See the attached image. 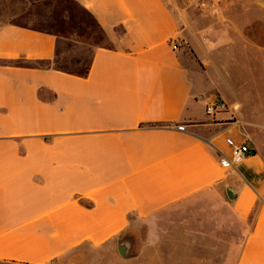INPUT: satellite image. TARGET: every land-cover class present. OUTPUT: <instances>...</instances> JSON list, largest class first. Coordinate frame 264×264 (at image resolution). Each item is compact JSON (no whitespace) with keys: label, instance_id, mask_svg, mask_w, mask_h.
Segmentation results:
<instances>
[{"label":"crops","instance_id":"1","mask_svg":"<svg viewBox=\"0 0 264 264\" xmlns=\"http://www.w3.org/2000/svg\"><path fill=\"white\" fill-rule=\"evenodd\" d=\"M194 1L28 0L0 18V264H264V139L246 114L206 115L230 100L185 52L223 48L199 40ZM228 139L250 147L236 169Z\"/></svg>","mask_w":264,"mask_h":264},{"label":"rangeland","instance_id":"2","mask_svg":"<svg viewBox=\"0 0 264 264\" xmlns=\"http://www.w3.org/2000/svg\"><path fill=\"white\" fill-rule=\"evenodd\" d=\"M2 1L5 3L6 7L3 13V7L0 6V18H6V20L16 18L28 9V0H0L1 4ZM180 1L184 3L185 0H168L169 4L177 12L179 11ZM248 1L247 4H249V6H239L236 0H220V9L222 11L219 10L220 12L218 14L216 8L217 0H195L192 6L194 11L193 22L199 30H203L204 32H202V38L199 40L204 41V45H207L211 40V33L214 32L219 40V45L223 48H220L214 53H211L209 48L207 54H196L194 53V49L188 48L187 45L184 47L193 65L208 67L204 73H208L210 78L213 71L216 81L221 85L224 94L231 101H227L229 105L241 102L240 105H242L239 113L246 114L245 119L249 121L250 127H252V133L256 137L264 139V13L261 12L258 17L255 13V10L258 8V6H256L258 2H260L259 7L264 11V0ZM238 15L239 17L242 15L244 16L238 28L241 34L237 33L233 35L230 32H226L227 16L232 19L236 18ZM49 16V11L42 10V13H34L32 16L33 20L31 21H34L36 26L45 27L48 24ZM256 18L258 19L257 21L260 20L259 30L262 33L260 40L254 37V31L251 30V26L256 22ZM217 23H219V25H217ZM212 25L218 27L219 30L212 29ZM189 32L193 34L192 30ZM194 32L195 34L201 35V31ZM195 34L193 36L191 35L193 39ZM223 35H225L224 38H222ZM74 61V58L67 56L61 64L62 66L77 67L74 65ZM212 62H216V64L219 65L218 71H216L214 67H212L213 70H211ZM225 82L228 84V89L225 86ZM216 96L223 99L220 94ZM237 120H240L239 115H237ZM201 204L209 205L210 203L203 201ZM237 228L234 231L233 238H220L218 240L220 251L227 244L230 248V243L232 241L235 243L236 249L240 246L241 231ZM224 256L225 255H222L220 252L217 255L218 260L196 264H226ZM190 264L195 263L191 262Z\"/></svg>","mask_w":264,"mask_h":264},{"label":"built area","instance_id":"3","mask_svg":"<svg viewBox=\"0 0 264 264\" xmlns=\"http://www.w3.org/2000/svg\"><path fill=\"white\" fill-rule=\"evenodd\" d=\"M173 49L176 51L178 45L174 44ZM239 112L240 107L237 104L229 105L217 96L212 98L206 106V115L214 122L219 121L218 115L223 114L229 116L227 120L229 123H237ZM177 129L181 132L185 131V127H178ZM227 144L231 148V159H223L220 164L226 169H236L237 166L242 164L251 155L250 147L247 142L237 145L230 139L227 140Z\"/></svg>","mask_w":264,"mask_h":264},{"label":"water","instance_id":"4","mask_svg":"<svg viewBox=\"0 0 264 264\" xmlns=\"http://www.w3.org/2000/svg\"><path fill=\"white\" fill-rule=\"evenodd\" d=\"M254 154V153H253ZM230 193V192H229ZM230 197V199H232V196H229ZM119 251H120V254L123 256V257H125V251H126V248H125V246H122L121 248H119Z\"/></svg>","mask_w":264,"mask_h":264},{"label":"bare ground","instance_id":"5","mask_svg":"<svg viewBox=\"0 0 264 264\" xmlns=\"http://www.w3.org/2000/svg\"><path fill=\"white\" fill-rule=\"evenodd\" d=\"M238 105V104H237ZM238 107H240L239 105H238Z\"/></svg>","mask_w":264,"mask_h":264},{"label":"flooded vegetation","instance_id":"6","mask_svg":"<svg viewBox=\"0 0 264 264\" xmlns=\"http://www.w3.org/2000/svg\"><path fill=\"white\" fill-rule=\"evenodd\" d=\"M125 248L127 249V247L125 246Z\"/></svg>","mask_w":264,"mask_h":264},{"label":"trees","instance_id":"7","mask_svg":"<svg viewBox=\"0 0 264 264\" xmlns=\"http://www.w3.org/2000/svg\"><path fill=\"white\" fill-rule=\"evenodd\" d=\"M43 66V65H42Z\"/></svg>","mask_w":264,"mask_h":264}]
</instances>
